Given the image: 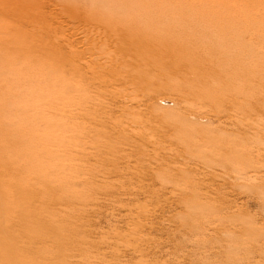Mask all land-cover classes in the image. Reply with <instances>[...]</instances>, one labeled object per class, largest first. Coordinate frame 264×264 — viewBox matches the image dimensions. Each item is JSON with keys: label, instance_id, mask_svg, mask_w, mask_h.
Wrapping results in <instances>:
<instances>
[{"label": "rangeland", "instance_id": "obj_1", "mask_svg": "<svg viewBox=\"0 0 264 264\" xmlns=\"http://www.w3.org/2000/svg\"><path fill=\"white\" fill-rule=\"evenodd\" d=\"M2 2L8 9L22 11L33 3L46 14L47 23H59L66 33L80 34L89 24L73 19L63 0ZM179 4L184 13L176 25L185 33L176 44L180 76L161 78L156 72L165 69L161 61L149 73L156 80L147 75L136 84L118 66L112 76L121 77L115 82L109 78L105 90L70 89L64 102L58 93L45 98L24 95L13 74L0 73V130L5 134L0 140L5 161L0 163V178L7 182L0 195L13 204L8 237L17 240L15 247L24 261L264 264V0H181ZM34 13L38 12L29 13V19L36 18ZM88 14L81 13L83 18ZM68 53L74 58L79 54ZM9 86L13 91L7 92ZM13 88L22 93L17 95ZM85 96L90 103L81 104L79 99ZM53 101L60 106L56 104L54 111ZM228 147L232 157L225 154V160L221 154L229 155ZM24 212L29 215L24 217Z\"/></svg>", "mask_w": 264, "mask_h": 264}, {"label": "bare ground", "instance_id": "obj_2", "mask_svg": "<svg viewBox=\"0 0 264 264\" xmlns=\"http://www.w3.org/2000/svg\"><path fill=\"white\" fill-rule=\"evenodd\" d=\"M75 2H77V1L76 0H63V4H65L64 8H67V9L70 10L69 14H70V16H72L73 19H77V20L81 19L80 21H82V19H84L85 20V24L89 23L88 26L86 25L87 26L86 29L81 30L80 34H78V33H73V34L72 33H66L65 32L66 30L63 31L58 26L59 23L56 26H53V24L50 25L49 23L46 22V19L48 18V17L47 18L45 17L46 14L44 15V12L40 11V9H39L40 7L37 8V5L35 6V4H33V3L29 4L25 11L18 10V9L11 10V9H8V7L3 4V2L0 3V73L2 72V73H11V74H13L16 77L15 81L18 83L19 89H20V87H22V89L24 87V91H25V92H23L24 95H29V96H32V97H40V98L43 97V98H45L44 96L55 95L56 93H58L59 96L61 97L60 100H63L64 102H66L67 99H66L65 95H67L70 92V89H75V91H79V92L80 91H82V92L84 91L85 92V91L89 90L90 88H93V89H95V91L97 90V92H101V91L105 90V88H107V85L109 84L108 81L111 79V77L114 78L112 75L115 76L118 66H120L122 69H125L127 71L128 75H131L134 78L136 84L138 82L141 83L144 79H146L147 75L150 77V75H152V74L149 75V73L151 71L152 66H154V64L156 65L158 62H160L159 64L161 65V61H164L165 69L163 71H161L160 73H159V71H156V72H158V74H160L161 78L167 79L168 77H171L170 76L171 74L176 75V76H180L179 74L181 73L180 72L181 69L179 68V65H177L178 62H177V59H176V58H178V56H180V53H179L180 48L178 50V45H176V44L179 42L178 40L181 37H184V36H181V35H184L185 33H183L184 31L182 29H180L179 26L176 25V23H178L180 21L179 18L182 19V14L184 13V10H182L181 4H179L181 2V0H80L81 6L80 5L76 6ZM191 5L194 6V4H191ZM33 11L38 12V13H34V14H36V16H35L36 18L35 19L33 18V20H31V19H29V17H30L29 13H33ZM64 11H61V12H64ZM86 11L89 12V14L88 15H84V18H83L81 13H86ZM26 12H28L29 15H25ZM47 14L49 15V13H47ZM49 17H50V15H49ZM14 22H19V23H14ZM55 24H56V22H55ZM65 26H66V24H65ZM76 32H78V29H77ZM104 42H106L105 43L106 46L103 45ZM72 50H76V53L77 52L79 53L76 58L67 56V54L68 55L70 54V53H68V51L71 52ZM76 53H74V54H76ZM71 55H73V54H70V56ZM157 65L155 66V69H156ZM120 67H119V69H121ZM162 69H163V67H162ZM190 73H189V75H190ZM122 74H120V75H122ZM118 75L116 76V78L112 79L113 82H115L116 80H118L121 77V76H119V78H118ZM128 75H125V76H128ZM182 75H183V73H182ZM191 75H193V73H191ZM200 75H201V73H200ZM53 76H58V77L54 78ZM154 77L155 76L152 75V78H154ZM186 77H188V76H186ZM122 78L124 80V77H122ZM190 78H192V77H190ZM193 78H194V76H193ZM125 80H126V77H125ZM129 80H131V79H129ZM7 81H9V80H7ZM135 82L133 81L134 84H135ZM152 82H153V80H152ZM4 84H6V83H4ZM14 84H16V83L14 82ZM153 84H154V82H153ZM6 85H3V87L4 86L6 87ZM129 85H130V83H129ZM131 85H132V83H131ZM9 87H10V89H9ZM9 87H7L9 89V91L6 88L7 92L13 91L11 86H9ZM60 87H62V88L65 87V89H64L65 92L64 91H58ZM13 89H16V88H13ZM206 89H208V88H206ZM16 90H18V89H16ZM165 90H166V88H165ZM196 91H197V89H196ZM17 93L21 94L22 92L20 93V90H18V92H16V94ZM127 93L128 92H126V94ZM156 93H158V92H156ZM197 93H200V92H197ZM56 95H55V97H57ZM75 95L73 97H75ZM76 97H77V95H76ZM87 97L88 96H85V98L84 97L80 98L79 99L80 103L81 104L86 103L88 101L86 99ZM3 98H4V95H3ZM124 98H127V97L125 96ZM6 99L7 98L5 97V100H3V101H6ZM52 99L49 98V100H52ZM57 99H59V97ZM71 99H74V98H71ZM128 99H130V98L128 97ZM11 101L12 100H10V102ZM56 101L58 102V104H60V102L58 100H56ZM53 102H54L53 103L54 104L53 111H54V109L57 107L58 104L56 102V104H57L56 105L55 101H53ZM12 103H13V101H12ZM78 104H79V102H78ZM40 105H41V103H40ZM42 105H44V103ZM67 105H69V101L67 102ZM34 107L38 108V105L35 104ZM51 107H50V109H52ZM58 107H60V106L58 105ZM39 108H38V110L37 109H35V110L40 111ZM64 109H67V108L63 107V110ZM45 110H47V109H45ZM56 110L58 111L59 109H56ZM63 110H62V112H63ZM67 110H66L65 113H67ZM41 111H42L41 113L45 112L43 109ZM74 111H75V109H74ZM90 112H92V111H89V113ZM0 113H3V112H0ZM38 113H40V112H38ZM59 115H61V114H59ZM64 118H66V117H64ZM2 121L3 120H1V124H2ZM248 124H249V122H248ZM128 127H129L130 130H133V128H134L133 125H130ZM21 128H23V127H21ZM56 128H58V127H56ZM190 129L192 131V128H190ZM1 130H0V140L4 139L3 136H2V134L4 132H2ZM7 131H8V128H7ZM96 131H97V129H96ZM92 132H93V130H92ZM23 133L21 135H23ZM9 134L11 135V133H9ZM204 134H203V136H205ZM3 135H5V134H3ZM17 135H15V136H17ZM65 135H67V134H65ZM68 135H71V134H68ZM188 135H191V134H188ZM85 136H84V138H85ZM20 137H23V136H20ZM182 137H184V136H182ZM182 137H180V138L182 139ZM31 138H32V136H31ZM186 139H187V137H186ZM82 141H84V140H82ZM180 142L182 143L183 141H180ZM24 144H26V143H24ZM235 145H237V144H235ZM214 147H215V145H214ZM227 150H229V155L227 154L228 151L227 152L225 151L226 153L221 154V155L223 156V158H225L226 156H224V155L226 154L228 159H230L232 156L230 157V155H231L230 152L231 151H230L229 147H228ZM77 151H79V150H77ZM189 151H190V149H189ZM206 151H208V150H206ZM215 152H216V150H215ZM1 153H3V154H0V163H3V162L5 163V161H3L4 160V157H3L4 156V152H1ZM29 154H27V155H29ZM188 154H189V152H188ZM51 155H50V157H51ZM217 155H219V153ZM17 156H18V154H17ZM29 157L31 158V156H29ZM73 157H75V156H73ZM198 157H199V155H198ZM58 158H60V157H58ZM226 158H225V160H226ZM29 160L31 161V159H29ZM245 164H247V163L245 162ZM260 164H262V163H260ZM37 166L39 168H41V166H39V165H37ZM9 167H11V169L13 170V169H15L16 166H13V165L11 166V164H10ZM60 167H62V166H60ZM241 167L239 169L238 168L237 169L242 172L243 169H241ZM65 169H67V166H66ZM3 171H4V169H3ZM57 171H58V169H57ZM172 171H174V170H172ZM44 172H46V171H44ZM47 176H50V175H47ZM64 177H65V175H64ZM44 180H46V179H44ZM53 180H54V178H53ZM21 181H22V179H21ZM35 181H37V180H35ZM15 183H17V182H15ZM36 183H34V184H36ZM46 183H47V181H46ZM52 183H53V181H52ZM61 183H62V181H61ZM27 184L28 183H26V186H28ZM6 185H7V182H5L2 178H0V187L1 188H6ZM17 186H18V184H17ZM40 188H41V186H40ZM23 189L21 188L20 191L22 192ZM16 190H19L18 187H17ZM63 190H61V191H63ZM20 191H17L18 194L21 193ZM71 191H73V193H74L75 190H71ZM28 192H30V191H28ZM178 192H180V191H178ZM22 193H21V196H23ZM62 193H64V192H62ZM185 194H186V192H185ZM24 195H26V194H24ZM192 195H193V193H192ZM19 196H20V194H19ZM27 196H28V194H27ZM31 196H33V195L31 194ZM52 196H53V194H52ZM20 199L23 200V198H19V200ZM27 199H29V198H27ZM17 200H18V198H17ZM3 202H4V204H3ZM5 202H6L5 201V195H3V194H2V196L0 195V206H1L0 212H1V209L3 211L2 212L3 214H0V217H1V215H3V219H0V264H30L27 261H24L22 259V256L19 255L20 251L17 252L18 251L16 249L17 247H15V245H16L15 243H16L17 240L15 241L14 239H12V238L10 239V237H8L10 232H11V227H12V223L11 222L13 221L12 220V217H13L12 215H13V212H14L13 211L14 208L12 207L13 204H12V206H10V205H8ZM15 202H16V200H15ZM26 203H28V202H26ZM31 203H30V205H31ZM54 204H55V202H54ZM38 206H40V205H38ZM14 207L18 208L17 205H14ZM19 207H20V205H19ZM28 207H30V206H28ZM31 207H30L29 210H31ZM54 208H55V206H54ZM21 209H24V208L22 207ZM35 209H37V208L35 207ZM16 214H17V211H16ZM35 214H36V211H35ZM28 215H29L28 213H25V212L23 213L24 217H26ZM19 216H20V214H19ZM23 216H21V217H23ZM37 216H39V215H37ZM37 216H35V217H37ZM30 217L32 218V215ZM33 217H34V215H33ZM19 220H20V217H19ZM21 220H22V218H21ZM44 220H46V219H44ZM14 222H16V220ZM13 224H15V223H13ZM22 227H23V225H22ZM14 228H16V227H14ZM18 228H19V226L17 224V228L16 229H18ZM28 228H30V227H28ZM20 229H22V228L20 227ZM52 229H54V228H52ZM32 231H34L33 228H32ZM38 231H39V229H38ZM21 233H22V231H21ZM22 234H23L22 235V238H23L24 233H22ZM18 235H20V234H18ZM25 238H27V237H25ZM48 238H49V236H48ZM64 238H65V236H64ZM13 240L15 242H13ZM26 240H28V239H26ZM55 245H57V244H55ZM263 245H264V243H263ZM47 248L49 249L48 251H50V247H47ZM47 248H45V249H47ZM33 249H35V248H33ZM40 250H42V249H40ZM43 251H46V250H43ZM32 252H35V251L32 250ZM25 257H26V255H25ZM34 259H35V257L30 259V260H34ZM32 262H31V264H32ZM256 264H258V263H256Z\"/></svg>", "mask_w": 264, "mask_h": 264}]
</instances>
